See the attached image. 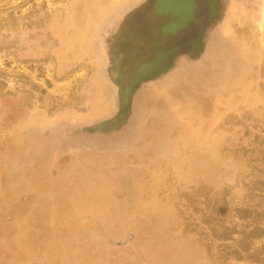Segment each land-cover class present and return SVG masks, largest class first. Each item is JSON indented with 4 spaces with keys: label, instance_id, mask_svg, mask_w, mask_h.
I'll use <instances>...</instances> for the list:
<instances>
[{
    "label": "rangeland",
    "instance_id": "rangeland-1",
    "mask_svg": "<svg viewBox=\"0 0 264 264\" xmlns=\"http://www.w3.org/2000/svg\"><path fill=\"white\" fill-rule=\"evenodd\" d=\"M144 2L0 0V264H264V0L146 85L135 141H51L110 118L96 28Z\"/></svg>",
    "mask_w": 264,
    "mask_h": 264
},
{
    "label": "flooded vegetation",
    "instance_id": "flooded-vegetation-1",
    "mask_svg": "<svg viewBox=\"0 0 264 264\" xmlns=\"http://www.w3.org/2000/svg\"><path fill=\"white\" fill-rule=\"evenodd\" d=\"M228 5L229 0H152L126 5L101 21L96 34L105 54L102 73L112 88V115L90 130H59L51 141L89 150L135 141L146 85L181 67L211 70L210 61L218 64L213 46L223 43L218 31Z\"/></svg>",
    "mask_w": 264,
    "mask_h": 264
},
{
    "label": "trees",
    "instance_id": "trees-1",
    "mask_svg": "<svg viewBox=\"0 0 264 264\" xmlns=\"http://www.w3.org/2000/svg\"><path fill=\"white\" fill-rule=\"evenodd\" d=\"M239 213H250V210H237ZM222 212H225V209H223L222 210ZM238 218L240 219V220H244V218H243V216H238ZM257 230H261V228L260 227H254L252 230H250L248 233H246L245 234V236L246 237H251V236H254V235H256L255 233H256V231ZM255 237H258V236H255ZM245 251H249V249L247 248V247H245ZM239 255V254H238ZM258 254H256V253H249V257H253V256H257ZM240 257V256H239Z\"/></svg>",
    "mask_w": 264,
    "mask_h": 264
},
{
    "label": "water",
    "instance_id": "water-1",
    "mask_svg": "<svg viewBox=\"0 0 264 264\" xmlns=\"http://www.w3.org/2000/svg\"><path fill=\"white\" fill-rule=\"evenodd\" d=\"M152 0H145V2L143 3V6L144 5H148Z\"/></svg>",
    "mask_w": 264,
    "mask_h": 264
}]
</instances>
